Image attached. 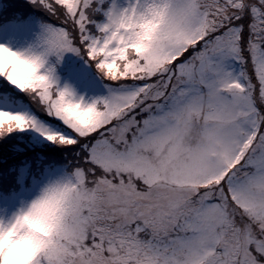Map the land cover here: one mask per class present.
<instances>
[{"label": "snow or ice", "instance_id": "obj_1", "mask_svg": "<svg viewBox=\"0 0 264 264\" xmlns=\"http://www.w3.org/2000/svg\"><path fill=\"white\" fill-rule=\"evenodd\" d=\"M0 264H264V0L0 8Z\"/></svg>", "mask_w": 264, "mask_h": 264}, {"label": "trees", "instance_id": "obj_2", "mask_svg": "<svg viewBox=\"0 0 264 264\" xmlns=\"http://www.w3.org/2000/svg\"><path fill=\"white\" fill-rule=\"evenodd\" d=\"M9 2V0H0V8L4 7L7 3ZM13 3H22L23 0H12ZM1 3H4L3 5H1ZM69 57L68 63H71V54H66Z\"/></svg>", "mask_w": 264, "mask_h": 264}, {"label": "rangeland", "instance_id": "obj_3", "mask_svg": "<svg viewBox=\"0 0 264 264\" xmlns=\"http://www.w3.org/2000/svg\"><path fill=\"white\" fill-rule=\"evenodd\" d=\"M4 3H1V5H3Z\"/></svg>", "mask_w": 264, "mask_h": 264}]
</instances>
